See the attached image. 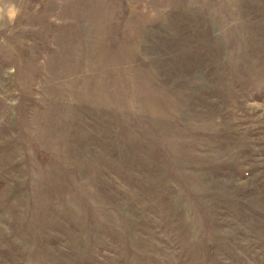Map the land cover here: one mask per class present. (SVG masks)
<instances>
[{
	"label": "rangeland",
	"instance_id": "rangeland-1",
	"mask_svg": "<svg viewBox=\"0 0 264 264\" xmlns=\"http://www.w3.org/2000/svg\"><path fill=\"white\" fill-rule=\"evenodd\" d=\"M0 264H264V0H0Z\"/></svg>",
	"mask_w": 264,
	"mask_h": 264
}]
</instances>
